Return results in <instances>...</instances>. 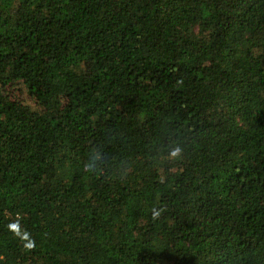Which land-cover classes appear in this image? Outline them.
<instances>
[{"label":"trees","instance_id":"obj_1","mask_svg":"<svg viewBox=\"0 0 264 264\" xmlns=\"http://www.w3.org/2000/svg\"><path fill=\"white\" fill-rule=\"evenodd\" d=\"M0 264H264V0H0Z\"/></svg>","mask_w":264,"mask_h":264}]
</instances>
